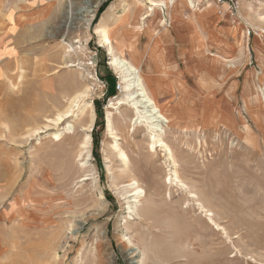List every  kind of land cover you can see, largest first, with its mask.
<instances>
[{"label": "rangeland", "instance_id": "obj_1", "mask_svg": "<svg viewBox=\"0 0 264 264\" xmlns=\"http://www.w3.org/2000/svg\"><path fill=\"white\" fill-rule=\"evenodd\" d=\"M236 2L228 19L193 3L171 24L146 0H0V264H264V0ZM100 25L172 114L162 138L187 190L166 184L163 151L149 153L146 127L115 103L123 83ZM86 85L64 123L46 120ZM134 178L140 218L124 197Z\"/></svg>", "mask_w": 264, "mask_h": 264}, {"label": "bare ground", "instance_id": "obj_2", "mask_svg": "<svg viewBox=\"0 0 264 264\" xmlns=\"http://www.w3.org/2000/svg\"><path fill=\"white\" fill-rule=\"evenodd\" d=\"M146 1L148 3L149 7L153 10L154 9L160 10V7H165L167 12L170 15L171 24L173 22L174 16H176V17L180 16L178 14H180L179 10H181L182 8H186V9L187 8H193V9L196 8L197 10H199V8H197L195 5H193V2L191 0H146ZM203 7H205L208 12L210 11V9H213L217 18L228 19L229 15L224 14V16H223V14L220 13L219 8L216 5L208 4V5H204ZM170 8H174V10H177L178 12L176 11L175 13H171ZM200 8H202V7H200ZM196 9H194V10H196ZM40 16H42V15L39 13H33V14L31 13V19H37ZM259 19L264 20V15L260 16ZM158 20L160 22L161 19L159 18ZM194 21L192 22L191 27H190V29L193 31H195L197 28V25ZM97 33H99V44L101 46L106 47L107 53L110 56L109 65H111L112 68L119 74V77L121 78L122 83H123V86H122L123 95L121 97L117 98L115 103L119 104V106H122V105L125 106L126 105V106H128V108L130 107L132 109V112H133L132 117H134V122L139 121L140 124L142 123L143 126L146 127L147 132H148V136H149V142H148V148H149L148 150L150 151L149 153H151V152L155 153V150L158 147L161 151H163V156H165L164 158H166L165 161L168 162V164L166 166L169 167L168 173H167L168 176L165 180L166 184H168V185L173 184L177 187H180L182 189L187 190V187H185L183 181L178 176V172L176 171V169H177V168H175L176 162L174 161V159H173L174 156L172 155L173 150H171L169 145L166 142H164V140L162 138V133H163V127H162L163 125L162 124L163 123H169L171 121L172 114H170V116H169L168 114L162 112L158 108L157 101L155 100L154 97H151V94L152 95L154 94L153 88H150V90H147L145 88V84L143 81L145 80L149 84L152 81L148 75H145L140 71V68H139L140 64H138V65L133 64L129 60H127L126 58L120 57L115 53L114 47L111 44V35L109 34L108 29L105 26L100 25L98 27ZM123 48L124 49L127 48L128 50H130L132 48V45L131 44H128V45L122 44L121 41H118L117 49H119L120 52L122 53L124 50ZM197 52L195 53L196 55H198ZM199 55H200V52H199ZM145 61H146V57H142L140 59V62L142 64ZM69 64L70 65H68V64L61 65L60 68H66V67L72 66L71 63H69ZM149 71H151L150 68H149ZM88 77L91 78L90 76H88ZM160 80H162V79H160ZM158 83H159V80H157V86H159ZM90 89H91V86L86 85L83 90L76 92L74 94V96L68 101V105L63 110H60V108H59L58 111L56 110L57 113L53 119L50 120V119L46 118V120L52 121L55 124L64 123L65 120L68 117H70L73 106H75L77 103H79L80 99L87 96L88 91ZM261 94L264 96V93H261ZM256 97L261 99V97L259 95H257ZM110 104L113 105L114 103L112 102ZM92 106L93 105L89 102L88 103V107H89V122L88 123L89 124L86 125V127H84L82 130L89 131L90 127L92 126V122H93V107ZM110 107H112V106L110 105ZM261 107L264 108V100L261 101ZM112 116H113L112 112L107 110L106 116H105L106 128L109 131V133H111V135L113 134V132H112V130H113ZM71 128L72 127L70 124L66 127V129H68V130ZM37 129H35L34 131H36ZM63 133L64 132L54 133V137H53L54 140L60 139ZM84 141L85 142L83 143V146L85 149L88 147V143H89V135L88 134L86 135V139ZM111 147L113 148V151L115 150V152H116L115 157H117V159L126 168V166L128 164V158H127L126 153L118 146L117 139L114 140V143L112 144ZM127 186H131L130 190L124 191L126 193L124 197L129 198V200H128L129 211L128 212L132 213V215H134L136 218H140L138 205L141 204L140 200L143 197V195L145 194L144 190L138 186L135 178L132 179L131 182ZM196 195L197 194L192 192V190L188 191V196L197 203V205L199 207L198 209L200 211H205L203 203H200L201 200L198 201V198H197L198 196H196ZM194 201H193V203H194ZM196 203H194V204H196ZM210 214L211 213L208 210V213H206V215H210ZM130 236L131 235H129L126 232L121 234V238L124 241V243L127 245L128 249L130 248V250H131V248H133L135 250L136 246H134ZM132 251L130 252V254H131L130 256L132 258H136L135 256H137L138 252H136V251L132 252ZM142 254L143 253H141L140 256ZM142 258H143L142 256L140 258L138 257L134 261L132 260V262H130V264H143V262L141 261Z\"/></svg>", "mask_w": 264, "mask_h": 264}, {"label": "built area", "instance_id": "obj_3", "mask_svg": "<svg viewBox=\"0 0 264 264\" xmlns=\"http://www.w3.org/2000/svg\"><path fill=\"white\" fill-rule=\"evenodd\" d=\"M197 6L213 4L221 8V14H233L237 10L236 0H191Z\"/></svg>", "mask_w": 264, "mask_h": 264}, {"label": "trees", "instance_id": "obj_4", "mask_svg": "<svg viewBox=\"0 0 264 264\" xmlns=\"http://www.w3.org/2000/svg\"><path fill=\"white\" fill-rule=\"evenodd\" d=\"M95 109H96V112H98V116H97V120L101 117V112H100V106H99V103L96 101L95 102ZM97 120H96V124H97Z\"/></svg>", "mask_w": 264, "mask_h": 264}]
</instances>
